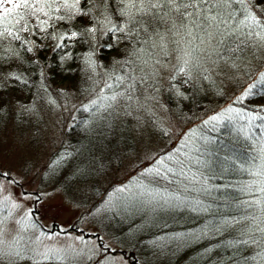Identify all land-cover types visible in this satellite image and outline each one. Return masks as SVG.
I'll use <instances>...</instances> for the list:
<instances>
[{
    "label": "trees",
    "instance_id": "obj_1",
    "mask_svg": "<svg viewBox=\"0 0 264 264\" xmlns=\"http://www.w3.org/2000/svg\"><path fill=\"white\" fill-rule=\"evenodd\" d=\"M227 7L246 41L240 53H211L192 37L177 44L173 32L161 46L124 0L0 5V134L36 135L61 91L78 98L38 188L69 201L62 189L74 184L83 210L71 231L86 218L103 235L99 248L132 264H264V25L248 20L257 35L244 37L241 6ZM262 8L251 0V15ZM155 92L166 118L151 112ZM144 124L150 135L139 139ZM82 163L95 170L83 188Z\"/></svg>",
    "mask_w": 264,
    "mask_h": 264
},
{
    "label": "rangeland",
    "instance_id": "obj_2",
    "mask_svg": "<svg viewBox=\"0 0 264 264\" xmlns=\"http://www.w3.org/2000/svg\"><path fill=\"white\" fill-rule=\"evenodd\" d=\"M257 68L261 66L257 65ZM69 94L61 91L64 98L56 104L58 107L54 106L44 115L40 113L42 121L38 124L36 135L30 131L11 130L0 134V173L4 174L0 177V220L4 222L5 249L12 252V255H5L0 264L14 263L17 257H23L21 252L24 251L35 256L18 264H49L52 255L85 264H132L121 253L100 249L98 237L103 238V235L94 236L98 229L86 218L78 225L82 233L71 231L83 210L74 205L78 200L77 194L72 193L74 184L67 183L62 189L72 203L64 198L61 190L38 188L41 182L39 176L50 152L59 144L62 133L71 123L74 108L81 103L78 98L68 99L66 96ZM152 103L151 112L166 118L163 100L156 92ZM135 129L139 139H142L150 135L151 125L144 124L142 130ZM74 166L69 172L78 174L79 169ZM78 166L86 176L82 182L84 185L78 182L76 185L83 188L95 170L84 163ZM34 219L39 229L34 226ZM84 232L89 236L85 237ZM17 252L19 255H16Z\"/></svg>",
    "mask_w": 264,
    "mask_h": 264
},
{
    "label": "snow or ice",
    "instance_id": "obj_3",
    "mask_svg": "<svg viewBox=\"0 0 264 264\" xmlns=\"http://www.w3.org/2000/svg\"><path fill=\"white\" fill-rule=\"evenodd\" d=\"M11 2L12 0H0V5ZM27 2L28 0H23L24 4ZM124 2L129 6L128 14L130 16H135L136 13L142 14L141 19L136 23L140 24L145 33L148 31V27H152L154 34L159 37L161 46H165L167 33L173 32L174 36L180 37L176 41L177 44L182 41L191 43L192 41H184L183 38L192 37L199 40L197 47L203 45L205 50H211V53L217 52L219 48H223L224 51L230 50L234 54L242 52V45L246 43L240 35L242 30L228 24V21L234 18L233 12L236 11V8L227 6H241V16L249 28L247 32L243 33L244 37L257 35L253 31L254 25H249L248 20L253 22L259 20V24L264 25V17H259V13L251 15L249 11L251 0H124ZM76 3H79V0H76ZM19 6L16 4L13 9L5 10V15H11L15 7ZM251 11L254 12L255 9ZM261 11H264V8ZM159 24L165 25L164 32L157 30ZM234 42L236 46L231 47ZM257 42L260 47L264 48V33L259 34ZM188 55L190 56L191 53ZM229 60L231 57L225 60V64L231 67L232 65L228 63ZM188 63L189 60L185 59L184 65L187 66ZM3 175L0 173V177ZM260 230L264 231V228ZM3 234L4 222L0 220V260L5 255H12L11 250L6 251L5 249ZM16 255L19 253L17 252ZM261 259L264 260V256Z\"/></svg>",
    "mask_w": 264,
    "mask_h": 264
}]
</instances>
